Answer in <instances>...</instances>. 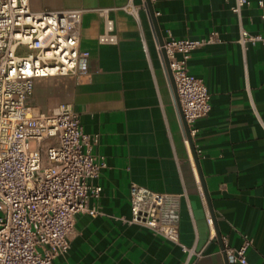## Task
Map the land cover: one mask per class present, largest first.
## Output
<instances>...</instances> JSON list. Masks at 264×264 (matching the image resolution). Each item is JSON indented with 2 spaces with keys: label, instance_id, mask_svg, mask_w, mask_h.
<instances>
[{
  "label": "crops",
  "instance_id": "crops-1",
  "mask_svg": "<svg viewBox=\"0 0 264 264\" xmlns=\"http://www.w3.org/2000/svg\"><path fill=\"white\" fill-rule=\"evenodd\" d=\"M134 1L142 25L117 9L112 15L118 41L100 43L104 19L94 9L129 0H30L35 10L87 8L81 45L90 51L89 69L78 78L75 109L84 130L99 133L93 151L106 160L93 180L102 185L101 196L90 200L99 213L77 215L70 247L54 264H179L186 258L178 243L127 220L133 182L186 193L179 206L181 241L202 251L195 264H226L147 0ZM150 1L164 39L169 32L196 38L214 29L221 36L196 49L189 62L211 94V110L193 123L192 137L225 247L239 246L247 235L249 262L264 264V44L243 50L234 0ZM243 23L251 32H264V0H250Z\"/></svg>",
  "mask_w": 264,
  "mask_h": 264
},
{
  "label": "built area",
  "instance_id": "built-area-1",
  "mask_svg": "<svg viewBox=\"0 0 264 264\" xmlns=\"http://www.w3.org/2000/svg\"><path fill=\"white\" fill-rule=\"evenodd\" d=\"M249 3L234 0L231 6L243 50L257 42L264 44V32L244 26L243 8ZM142 5L146 7V2ZM117 9L128 11L142 25L140 6L134 0L95 8L104 19L100 43L118 41L112 15ZM86 11L35 10L30 0H0V264H54L70 247L77 215L99 213L90 200L101 196L103 187L93 180L106 160L93 151L99 133L86 132L75 109L78 78L89 69L90 51L81 45ZM141 39L147 51L142 26ZM164 40L163 45L157 44L159 56L164 64V47L193 134V123L211 110V94L205 80L190 72L189 62L196 49L221 41V36L215 29L196 38L169 32ZM184 140L190 144L187 135ZM183 194L133 182L127 220L178 243L186 253L179 264H195L202 251L180 238ZM251 243L252 238L245 235L239 246L225 247L229 261L251 264L247 255Z\"/></svg>",
  "mask_w": 264,
  "mask_h": 264
},
{
  "label": "water",
  "instance_id": "water-1",
  "mask_svg": "<svg viewBox=\"0 0 264 264\" xmlns=\"http://www.w3.org/2000/svg\"><path fill=\"white\" fill-rule=\"evenodd\" d=\"M147 5H148L149 10H150V14H151V18H152V22H153V25H154V29H155V32H156V35H157V38H158V42L161 45H163L165 40H164L162 31H161V28H160V26L158 24V20H157V18L155 16L154 6H153V4L151 3L150 0H147ZM162 52H163L165 68L167 70L171 86L173 88L175 103L177 105V109H178V112H179V117H180V120H181V122H182V124L184 126L185 133H186V135H187V137L189 139L190 147H191L193 156L195 158V161H196V164H197V168L199 170V174H200V177H201V182H202V185H203V191L205 193V196H206V199H207V202H208V205H209L213 220H214V222L216 224L217 236H218V238H219V240L221 242V246H222V249H223V252H224L226 264H232L229 261L228 256H227L226 251H225V244H224V242L222 240V234H221V232H220V230L218 228V225H217V220H216V217H215V213H214V210H213V206L211 204V198H210L209 192L207 190V187H206V184H205V180L203 178V174H202V171H201L199 155L197 153V149H196V146H195L194 141H193V137H192V134H191V127H190L189 123L187 122V120H186V118L184 116V113H183V110H182V105H181V102H180V99H179V95H178V92H177V87H176L173 71L171 69L169 58H168L167 52H166L164 47L162 48Z\"/></svg>",
  "mask_w": 264,
  "mask_h": 264
},
{
  "label": "rangeland",
  "instance_id": "rangeland-1",
  "mask_svg": "<svg viewBox=\"0 0 264 264\" xmlns=\"http://www.w3.org/2000/svg\"><path fill=\"white\" fill-rule=\"evenodd\" d=\"M30 145H31L32 148H34V147L36 146V145H35V141L32 140V141L30 142Z\"/></svg>",
  "mask_w": 264,
  "mask_h": 264
}]
</instances>
